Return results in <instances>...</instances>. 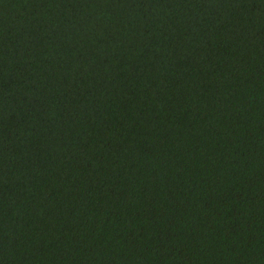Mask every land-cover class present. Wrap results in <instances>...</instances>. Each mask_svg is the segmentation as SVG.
I'll use <instances>...</instances> for the list:
<instances>
[{
	"label": "trees",
	"instance_id": "1",
	"mask_svg": "<svg viewBox=\"0 0 264 264\" xmlns=\"http://www.w3.org/2000/svg\"><path fill=\"white\" fill-rule=\"evenodd\" d=\"M0 264H264V0H0Z\"/></svg>",
	"mask_w": 264,
	"mask_h": 264
}]
</instances>
